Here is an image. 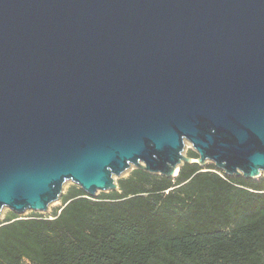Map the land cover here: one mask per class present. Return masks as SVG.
I'll return each instance as SVG.
<instances>
[{
	"label": "water",
	"instance_id": "water-1",
	"mask_svg": "<svg viewBox=\"0 0 264 264\" xmlns=\"http://www.w3.org/2000/svg\"><path fill=\"white\" fill-rule=\"evenodd\" d=\"M207 161L264 178V0H0V215Z\"/></svg>",
	"mask_w": 264,
	"mask_h": 264
},
{
	"label": "trees",
	"instance_id": "trees-1",
	"mask_svg": "<svg viewBox=\"0 0 264 264\" xmlns=\"http://www.w3.org/2000/svg\"><path fill=\"white\" fill-rule=\"evenodd\" d=\"M115 182L94 197L69 186L49 216L5 214L0 264H264L262 176L184 162L174 177L133 168Z\"/></svg>",
	"mask_w": 264,
	"mask_h": 264
},
{
	"label": "rangeland",
	"instance_id": "rangeland-1",
	"mask_svg": "<svg viewBox=\"0 0 264 264\" xmlns=\"http://www.w3.org/2000/svg\"><path fill=\"white\" fill-rule=\"evenodd\" d=\"M188 150H193L192 147H191V144L188 143V141H184V149H183V154L186 155L187 151ZM206 163H211L209 161H207ZM205 163V164H206ZM133 169V166H131L129 169H128V172ZM128 172H125L123 174H121L120 176H117L115 177L114 176V180L116 181L119 177H123V176H126L128 174ZM73 185V183L69 180L65 181V183L62 185V190H61V194L65 193V191L67 190V188L69 186ZM100 192H96V194H99ZM60 194V195H61ZM60 206V201H59V198L57 200L54 201V203H50L47 207V210L44 211V212H41V214L43 215H46V216H49L51 215L52 213V210H54L55 208H58ZM8 212H11L9 209L7 208H3L2 211H1V215H0V220L3 219L4 215L7 214ZM32 212V211H30ZM30 212H25L23 215H27L29 214Z\"/></svg>",
	"mask_w": 264,
	"mask_h": 264
}]
</instances>
